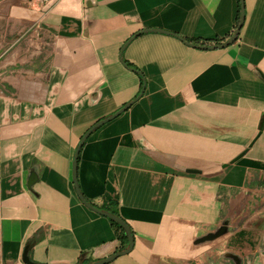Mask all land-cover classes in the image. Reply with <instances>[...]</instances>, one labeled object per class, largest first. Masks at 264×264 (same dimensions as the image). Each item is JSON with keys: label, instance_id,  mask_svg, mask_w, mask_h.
<instances>
[{"label": "crops", "instance_id": "obj_1", "mask_svg": "<svg viewBox=\"0 0 264 264\" xmlns=\"http://www.w3.org/2000/svg\"><path fill=\"white\" fill-rule=\"evenodd\" d=\"M244 4L238 39L201 49L183 38L225 42L240 0H0L11 35L38 32L0 41L13 48L0 60V264H26V247L38 264L127 248L81 199L74 158L144 80L79 154L82 194L134 233L107 264H223L229 251L264 264V0ZM225 220L216 247L195 243Z\"/></svg>", "mask_w": 264, "mask_h": 264}, {"label": "water", "instance_id": "obj_2", "mask_svg": "<svg viewBox=\"0 0 264 264\" xmlns=\"http://www.w3.org/2000/svg\"><path fill=\"white\" fill-rule=\"evenodd\" d=\"M242 2V12H241V19H240V23H239V26L237 27V29L235 30L234 34L228 39L226 40L225 42H222L220 44H195V43H191V42H187L197 48H201V49H218V48H226L230 45H232L237 39H238V36H239V33L241 31V28L244 24V21H245V4H244V0H241ZM148 30H154V31H160V32H165V33H172V32H169L167 30H162V29H145L144 31H148ZM139 33L141 32H138L136 33L133 37H131L127 42L126 44L123 46V49H122V53H121V57L123 55V50L125 49V47L137 36L139 35ZM174 34V33H173ZM138 73H140L142 75V72L139 71V70H136ZM145 86H146V82L144 80V87L141 91V93L138 95L137 98H135L133 101L127 103L125 106H123L122 108H120L118 111H116L115 113L111 114L110 116L104 118V119H101L99 120L98 122H96L85 134L84 136L82 137L78 147H77V150H76V153H75V158H74V182H75V186H76V189H77V192L79 193L81 199L91 208H93L94 210L98 211L99 213L101 214H104L108 217H110L111 219L115 220L116 222H118L120 225L123 226V228L125 229L126 231V234L128 236V240H129V244L127 246V248L123 249V250H120L114 254H112L111 256L109 257H106L104 259H101V260H98L96 262H92L90 264H107L109 262H112L114 261L115 259H117L118 257L122 256V255H125V254H128L130 253L133 248H134V245H135V238H134V233L132 231V228L131 226L126 222V220H124V218H122V216L120 215H117V214H114L112 212H109L107 210H103L99 207H96L94 204H92L91 202H89L87 200V198L82 194L81 190H80V187H79V182H78V160H79V154H80V151L84 145V143L86 142V140L88 139V137L91 135V133L93 132V130H95L97 127L105 124L106 122L118 117L120 114H122L124 111H126L127 109L130 108V106H132V104L138 100L145 92ZM246 153V150L244 152H242L237 158H235L233 160V162H235L238 158H240L242 155H244ZM34 177L31 178V183H33L34 181ZM230 230V221L229 220H225L223 222V224L216 230V231H212V232H209L207 234H205L204 236H201L199 237L195 243L196 244H203V243H206V242H210V241H214L216 239H218L219 237L225 235L228 231ZM231 258L235 261V264H242V258L239 256V255H236V254H232L231 255ZM23 260L26 264H38L36 263L35 261H33L29 255V250H28V247H26L25 251H24V254H23Z\"/></svg>", "mask_w": 264, "mask_h": 264}, {"label": "rangeland", "instance_id": "obj_3", "mask_svg": "<svg viewBox=\"0 0 264 264\" xmlns=\"http://www.w3.org/2000/svg\"><path fill=\"white\" fill-rule=\"evenodd\" d=\"M13 22L8 19V16H4V15H0V41L1 39H9V38H13L14 36H16V38L19 39L18 44L21 42H24L25 45V41L29 40L30 38L35 39L38 32H34V30L28 31V29H25V31L21 32L19 35L18 34H10V29L13 28L12 24ZM33 34V35H31ZM8 46L6 47H2L1 51H0V60L4 59L5 57H7L8 55H10L13 51V48H9L7 49ZM25 47V46H24ZM33 50V48H32ZM28 52L25 50V48L22 50L21 55H27ZM18 57V56H16ZM264 194H261V197H263ZM264 207V202L260 204V210L261 208ZM221 241V239H216L214 241H210L207 242L206 244H204V248H213L216 247L217 244H219V242ZM228 253V254H227ZM225 253V255L223 257H220L218 259H216V262H222L223 264L226 263V261H228L229 263L231 262V264H235V261L231 258V255L234 254V252L229 251ZM241 257V256H240ZM259 264H262V262H259Z\"/></svg>", "mask_w": 264, "mask_h": 264}, {"label": "trees", "instance_id": "obj_4", "mask_svg": "<svg viewBox=\"0 0 264 264\" xmlns=\"http://www.w3.org/2000/svg\"><path fill=\"white\" fill-rule=\"evenodd\" d=\"M240 4L242 5L241 0H240ZM240 17H241V10H240V15H239V22H240ZM238 26H239V24H238ZM234 32H235V31H234ZM232 35H233V34H232ZM183 39H184V41H186V42H191V43H195V44H202V43L200 42V40H198V39H188V38H183ZM222 41H223V40L218 39V40H216L215 43H216V44H220V43H222ZM204 44H206V43H204ZM125 63H126L128 66L133 67V64H131L130 62L125 61ZM105 209H106L107 211H109V212H112V213H114V214L120 215L119 212H118L117 207L115 208V206H114V207H105ZM120 216H121V215H120ZM111 220H112V223L114 224V226L117 228V230L120 231V236H121V238H122V241L124 242V245H128V244H129L128 236H127L126 231H125V229L123 228V226L120 225V224H119L118 222H116L115 220H113V219H111Z\"/></svg>", "mask_w": 264, "mask_h": 264}]
</instances>
